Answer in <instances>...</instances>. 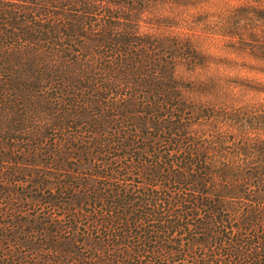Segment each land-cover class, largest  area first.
Instances as JSON below:
<instances>
[{
	"label": "trees",
	"instance_id": "trees-1",
	"mask_svg": "<svg viewBox=\"0 0 264 264\" xmlns=\"http://www.w3.org/2000/svg\"><path fill=\"white\" fill-rule=\"evenodd\" d=\"M202 1L0 0V264H264V142L178 70Z\"/></svg>",
	"mask_w": 264,
	"mask_h": 264
},
{
	"label": "rangeland",
	"instance_id": "rangeland-1",
	"mask_svg": "<svg viewBox=\"0 0 264 264\" xmlns=\"http://www.w3.org/2000/svg\"><path fill=\"white\" fill-rule=\"evenodd\" d=\"M250 4L264 9V0H203L191 10H180L179 30L190 35L201 56L198 64L178 70L202 114L216 113L211 121L205 116L199 120L196 134H234L239 142H264V19L259 14L245 19L246 8L240 16L231 13ZM141 23L142 31L149 29V23Z\"/></svg>",
	"mask_w": 264,
	"mask_h": 264
}]
</instances>
